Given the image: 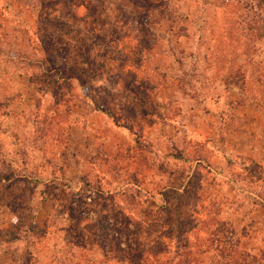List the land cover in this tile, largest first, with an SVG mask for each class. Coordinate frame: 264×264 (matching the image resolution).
Wrapping results in <instances>:
<instances>
[{
  "label": "rangeland",
  "instance_id": "rangeland-1",
  "mask_svg": "<svg viewBox=\"0 0 264 264\" xmlns=\"http://www.w3.org/2000/svg\"><path fill=\"white\" fill-rule=\"evenodd\" d=\"M104 217L264 264V0H0V264H129Z\"/></svg>",
  "mask_w": 264,
  "mask_h": 264
},
{
  "label": "trees",
  "instance_id": "trees-1",
  "mask_svg": "<svg viewBox=\"0 0 264 264\" xmlns=\"http://www.w3.org/2000/svg\"><path fill=\"white\" fill-rule=\"evenodd\" d=\"M126 220L128 219L127 218L119 219L116 220L117 222H115V224H112L109 223L110 220L107 219L106 217H104L102 220L99 221H97L94 218H90L88 219V223L97 222L100 226L99 228L100 232L94 233L92 235L88 234L90 235L89 238L91 237L89 241H87L88 239L86 237L82 241H77L74 244V246L85 251L86 249L90 250L91 249V247H89L91 245L90 242L93 241L91 242L92 245L95 244L98 247H100L99 249L102 251L103 258H105L107 261L111 260L110 252L112 250L115 251V253H117V251L119 252L126 251L127 253H129L131 257L130 262H128L129 264H167L165 259L166 258L165 254L167 253L166 243L163 241V239L165 238L164 229L159 228V236H157L156 239L154 240L150 239L149 242L141 241V240L140 242H138V237L140 236V234L137 232V230L132 228L131 232H129L126 235L125 232L120 227L121 224L131 223V221L127 222ZM132 222L134 223V221ZM107 227L111 229H108ZM85 240L89 243H87ZM105 241L106 243L109 244V246L104 244ZM100 244L103 245V247ZM200 246L201 245L199 243L198 244L195 243L192 248L193 250H196V252H198L199 254H204L205 249L203 248L202 250H199ZM107 247L111 249L108 251L106 250ZM190 251L191 250L188 246V248L185 251V255L187 256V259L188 256H191ZM191 254L193 255L194 252H192ZM189 260H187L185 264H192L189 263ZM230 263H232V261H230ZM77 264H81V262H77Z\"/></svg>",
  "mask_w": 264,
  "mask_h": 264
}]
</instances>
